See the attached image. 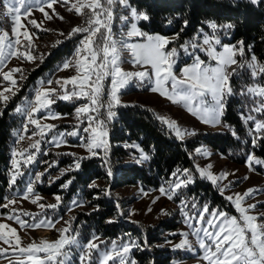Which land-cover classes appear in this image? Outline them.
Instances as JSON below:
<instances>
[{
    "label": "snow or ice",
    "instance_id": "1",
    "mask_svg": "<svg viewBox=\"0 0 264 264\" xmlns=\"http://www.w3.org/2000/svg\"><path fill=\"white\" fill-rule=\"evenodd\" d=\"M248 2L255 5L264 2V0H248ZM57 3L68 6L67 10L69 12L74 11L77 15L86 17L84 26L73 27L67 37L71 38L76 34H83V38L76 47L73 59L65 61L60 68L61 71L72 68L76 74L67 78L56 79L55 83L60 86L59 89L41 88L36 90L34 101H27L24 107L16 109L17 113H25L28 123L35 125V129L39 130L38 133L33 130V136L39 134L43 138L45 129L51 131L56 127L54 124H42L35 117L36 113L48 109L51 118L57 119L59 117L50 112L51 105L57 99L71 101L85 98L87 103L75 110L78 120L82 114H86L88 121V126L83 128V132L89 135L87 142L81 146L86 147L93 155L96 154L93 149L100 147L107 149L106 137L108 133L105 121L94 117L92 113H99L100 108L105 107L103 99L105 95L104 81L109 78L111 83L106 101L107 118L109 120L116 115L113 108L121 104L120 90L125 88L130 81L139 80L143 82L148 80L151 84L149 89L151 92L159 94L172 104L182 105L190 114L196 116L203 123L215 126L221 123V117L226 107V98L233 94L230 79L232 76L237 75L238 69H250L253 79L264 77V64H261L255 55L249 61L238 62L237 55L244 56L243 41L238 42V45L222 44L217 32L219 29H232L234 25L231 23L217 25L215 22H206L212 34L203 33V30H201L203 34L202 43H197V38L194 37L191 41L181 44L180 48L191 58L192 63L181 68L180 74L177 75L174 67L177 64L178 50L175 47L171 49L167 47L174 42L173 39L143 32L137 26V23H131L126 36L127 38L140 37L142 38L140 41L129 43L126 39L117 41L113 37V8L116 4L128 9L129 16L134 21H148L150 19L145 12H138L136 8L132 7L129 0H74V2L73 0H6V11L3 15L11 17L14 27L11 36L7 31L0 30V75L3 76V80L10 81L13 87L0 91V100L7 102L10 96L15 95L14 88L17 81L13 78L12 73L22 72L19 67L4 72L2 69L5 61L11 57L23 58L28 61L36 59L31 52L34 44L32 34L21 24V10L23 9L26 15H30L32 8H37L44 14L45 18L52 19L45 8L52 9L55 13L53 5ZM85 9H87V12H85ZM56 15L59 14L56 13ZM60 19H63V17H60ZM121 20L127 22L129 17H121ZM29 22L35 27H40L35 20ZM168 23L171 24L172 20H169ZM187 25L188 21L185 20L184 26ZM22 28L23 31H21ZM181 31H183V28ZM179 35L180 33H176L175 37L178 38ZM57 43L59 44L60 41H57ZM196 50L206 53L207 60L197 55ZM124 52L128 53L130 62L141 70L128 72L121 68ZM233 65L236 67H232ZM47 83L51 85L53 81L49 80ZM68 85L72 86L71 89L67 87ZM243 94L258 97L259 99L255 101V107L252 111L264 113V85L254 84L248 86ZM157 119L175 131L177 137L184 138L185 133L180 130L176 121L164 116H157ZM248 121H254L256 133H261L264 130V121L257 120L252 115L244 118L245 123ZM225 127L231 129V126L228 125H225ZM27 129L28 124H25L24 130L27 131ZM231 130L232 135L236 136L235 130ZM252 131V129H249L250 133ZM78 134L77 131L68 133L72 136ZM187 134L194 135L195 132ZM63 135L64 133L60 134L61 137ZM19 139L24 140L25 137L20 136ZM53 139L56 140V137ZM82 139L84 138L82 137ZM257 139L259 137L253 138V145L256 144ZM40 143L41 141L37 139L30 144V148L35 151L28 153L27 156H25L27 149L19 151L14 149L12 151L10 185H14L17 177L23 175L20 170L21 163L27 166L36 161V153L40 151ZM59 143L60 141H57V146H59ZM196 152L210 155L206 149L202 148L196 149ZM79 159L84 158H78L75 164L76 169L80 167ZM141 159L146 160L148 156L142 152ZM254 160L256 164H264V160L248 155L249 167H251V162ZM210 168L211 165L208 168H200L197 165L196 170L201 177L210 180L214 185L228 175L227 173H221L216 176L209 170ZM180 171L177 170V172ZM183 173L187 174L186 179H177L168 188L162 186L159 189L161 195H166L171 200L176 189L182 186L186 187L187 184L193 181L189 169H183ZM108 174L111 175L110 169ZM42 175L43 173H38L36 180L39 181ZM176 175L177 173L174 172L173 176ZM71 182L69 180L62 187L67 188ZM95 186V184L90 185V187ZM226 187L227 185H225ZM220 191L223 194L224 188H220ZM257 191L259 190L252 188L246 190L243 194L236 193L227 196V200L234 205L236 212L239 214L238 216L218 209L209 211L208 205L205 204L197 217L200 227H194L190 223L193 217L189 216L188 212L183 211L187 205L184 201H181V211L185 217V223L193 229L191 234L195 237V245L202 250V260L206 261L207 264H264V222H261L264 221V213L252 214L257 205H244L245 199ZM33 195V183L29 182L23 193V199H28ZM55 198L57 200L56 204H39V207L42 210L57 208L61 197L56 196ZM40 199L41 197L35 196L31 202L36 204ZM15 203L16 200L11 199L6 204L0 205V207L8 208L9 205ZM72 203L75 205L76 201ZM193 207H195V204H193ZM16 211L15 208L12 209L13 213ZM22 215L32 216L33 222L29 224L28 221L21 218V215H10L7 218L15 220L20 228L49 227L54 229L55 224L58 222H53L51 219L37 220L36 216L38 214L30 212H22ZM72 219L74 220L75 217ZM58 231L60 236L55 241L42 239L38 243L33 241L26 246H21V237L17 229L7 223L0 222V241L9 246L8 248L0 247V255L7 253L9 250L17 254V258L15 260L9 259L8 264H70L72 250L76 249L79 252L80 264H93V262L95 264H109V262L111 264H136L135 260L128 261V253L132 247H138L139 245L130 243L117 245L115 241H112L111 250L100 251L99 244L95 242L98 237L95 235L86 244H82L78 238V231L75 234H70L73 232L70 221L66 222V226L58 229ZM181 235L184 239L174 247L189 251L193 250V242L188 239L189 233L185 232ZM94 253H96L95 256Z\"/></svg>",
    "mask_w": 264,
    "mask_h": 264
},
{
    "label": "rangeland",
    "instance_id": "2",
    "mask_svg": "<svg viewBox=\"0 0 264 264\" xmlns=\"http://www.w3.org/2000/svg\"><path fill=\"white\" fill-rule=\"evenodd\" d=\"M2 6H0V19L4 23L0 22V30L7 31L9 35H12V29L14 27L13 21L10 16L3 15L6 11L5 3L6 0H1ZM74 2V0H73ZM55 13L52 9L45 8V10L52 16V19L45 18L44 14L41 13L37 8H32L31 14L26 15L24 10H21V24L24 25L30 34L33 37V47L31 48L32 55L36 57L34 61H28L23 58L11 57L5 61V65L3 66V71L7 72L13 68H21L22 72H14L12 73L13 78L16 79L17 84L14 88L15 92L22 85L23 80L25 79L28 72L38 65L46 58L48 54L52 52L55 47L60 46L64 41L69 40V42H73V46L71 51L62 59L60 62L54 64V66L50 67L46 71H44L39 77L33 81L32 86V95L29 97H24L19 102L18 107H24L27 101H34L35 93L38 89H47V88H57L59 89V85L55 83V80L58 78H67L72 75H75V71L72 68L61 71L63 63L67 60H72L76 47L79 45V41L83 38V34H76L71 38L68 37V33L75 26H84L85 24V16H79L74 11L69 12L67 10L68 6L62 5L60 3L54 4ZM87 12V9H85ZM114 16L112 20V34L113 37L120 41L122 39H126L129 43H135L140 41L142 38L140 37H132L127 38L126 33L130 30L131 23H137V26L141 29V31L146 32L152 35H162L169 39H173V43L169 44L167 47L171 49L173 47L178 50V58L177 64L174 67V71L177 75L180 74V69L183 68L187 64H191L192 60L186 55L183 50L180 48L181 44L191 41L194 37L197 38V43H202L203 41V33L212 34L211 29L206 26L200 27L198 31L188 39L184 41L178 42L175 34H163L160 32H149L143 29L140 26V21H134L129 16V10L125 9L122 5L116 4L113 8ZM142 12V11H138ZM58 13L59 15H56ZM128 16L129 20L127 22L121 20V17ZM3 17V18H2ZM63 17V19H60ZM35 20L40 27L33 26L29 21ZM215 22L213 20H208L207 22ZM216 23V22H215ZM217 25H225L226 23ZM23 31V28L21 29ZM63 33V35H62ZM219 35L222 44L227 45H238L237 41H230L232 37V31L230 29H219L217 32ZM57 41H60L58 44ZM218 50L219 46H217ZM23 50V49H22ZM197 55H199L202 59L207 60L206 53L200 50H196ZM241 57L237 55V60L239 63H243L245 61L251 60V57ZM121 68L128 72H135L141 70L138 66L133 65L129 60V55L127 52L122 54V63ZM232 67H236L233 65ZM247 68L238 69L237 75H240ZM248 76L250 77V69H248ZM23 76V78H21ZM252 77V76H251ZM49 80L53 81V84L49 85L47 82ZM110 78L104 81V101L105 107L100 108L99 113H92L94 117H98L100 120L105 121V127L107 133L111 130L113 126V120L116 115L112 119L107 118V107L106 101L108 99L107 92L110 87ZM254 84H259L258 82L252 81L248 86H253ZM150 82L145 80L143 82L139 80L130 81L129 84L120 90L119 97L121 100V104L117 105L113 108V111H116L121 105L133 104L137 103L144 107L150 108L156 116H164L170 120H174L177 122L178 127L182 132L185 133L183 139L192 138L194 136H198L204 134L209 131H215L220 129H225V125L222 123L212 126L210 124L203 123L196 116L190 114L182 105H176L169 102L166 98L161 97L157 93L151 92ZM13 87L10 81L3 80V76L0 75V91L5 88ZM71 89V85L67 86ZM246 87V89H247ZM246 92V90H245ZM8 94V93H6ZM229 97V96H228ZM247 98L249 100H254V103L251 104V108H247L245 112H242V117L245 118L248 115L254 116L258 120L264 121V118L259 119L255 115V111L252 109L255 107V101L259 99L258 97L253 98L251 94H247ZM65 102V103H73L74 109L70 112H63L58 109L55 105L57 102ZM87 103L85 98H81L79 100H71L65 101L61 99H57L54 104L50 107V112L52 114H56L59 118L52 119L48 109H44L39 113L35 114V117L40 120L42 124H54L56 127L51 131L45 129V135L43 138L39 136V134L33 136V130H36L37 133L39 130L35 129V125H31L28 123L27 115L25 113H19L22 118L21 123L18 127H16L14 131L15 141L12 147V151L15 149L17 151L21 149H27L25 152V156L28 153L34 152L35 150L30 148V144L34 143L35 140L39 139L40 143V151L36 153V161L30 165H23L21 163V172L23 175L17 177L19 182L15 183L12 186V189L9 195L6 197L2 204H6L8 200L14 199L16 203L13 205H9L6 209V212L0 214V222L7 223L12 227L17 229L18 234L21 237V246H26L28 243L33 241L39 242L42 239H47L49 241H55L59 238L60 233L58 229H61L66 226V222H71V228L73 232L70 234H75L78 231L76 228L75 219L72 218L76 216L77 212L80 210H91L95 206L90 205L89 200L83 196L79 195H71L66 198L65 193L67 192V188L62 187V185L66 184L71 178H66V173L76 169L75 164L78 161V158L84 156H92L93 154L88 151L86 147L81 146L87 142L88 133L83 132V128L88 126V121L86 119V114H82L80 119L76 118V108L81 107L83 104ZM5 102L0 100V106L4 105ZM116 113V112H115ZM249 122V121H248ZM28 124L27 131L24 130V125ZM166 125V124H165ZM167 126V125H166ZM168 127V126H167ZM169 128V127H168ZM253 128L255 129V123H253ZM170 129V128H169ZM252 129V127H249ZM175 135V131L170 129ZM253 130V129H252ZM77 131L79 134L77 136L68 135V133ZM189 132H195L194 135H188ZM64 133L61 137L60 134ZM254 130L251 132V135H254ZM24 136V140H20L19 137ZM177 136V135H176ZM56 137V140L53 138ZM82 137L84 139H82ZM30 138V139H29ZM108 141V135L106 137ZM57 141H60L59 146H57ZM134 151L132 152L133 156H129L127 160L141 162V149L137 145H131ZM202 148L206 149L210 155H204L201 153H197L196 149ZM96 153L95 155L104 156L106 149L104 147L93 149ZM253 155L256 159L264 160L253 153H248L243 162H237L232 159L229 155L219 151L214 148L212 145L205 141H199L197 145L194 147L193 151V159H194V167L196 170L197 165L200 168H208L214 175L219 176L221 173H227L228 175L219 180L217 184H213L210 180L201 177L199 172L196 170L197 174L208 181H210L214 187L221 193L220 188H224L223 196L227 198L229 195H234L236 193L243 194L248 189H258L256 193L246 198L244 201V205L256 204L257 207L253 210L252 214H260L264 213V164H256L255 160L251 162V167L248 166L247 156ZM68 157L69 159L65 161L63 164H59V158ZM19 158V157H18ZM80 161V159H79ZM67 170V171H66ZM12 166L10 170L11 176ZM63 172V174H61ZM38 173H43L40 177L39 181L36 180V175ZM176 176L170 177L167 181L161 183L158 187L145 188L141 185H125L116 189V193L123 199L125 202V211L127 213V219L132 223L138 224L140 227L147 226H160V234L161 239L155 241L157 247L168 248L172 253V257L169 260V264H207L206 261L202 260L203 252L199 249L197 245H195V237L191 234L193 229L189 228L188 224L185 223V217L181 211V201H184L187 205L183 211L188 212L189 216L193 217L190 220V223L194 225V227H200V223L197 220L198 214L202 211L203 206L205 204L208 205L207 201H200L199 197L190 196L186 193V187L182 186L179 189H176L173 199L169 200L166 195H161L159 189L163 186L165 188L170 187L174 181L177 179H186L187 174L183 173V170L177 172ZM193 181L195 178L194 171H190ZM247 177V179H245ZM56 180H62V182L58 185L61 191L46 193L42 192L37 188V185H49ZM29 182L33 183L34 187V195L30 196L28 199H23V193L27 188ZM92 183L99 185L100 187H105V192H107L108 184L104 181L95 180ZM189 183V184H191ZM188 185V184H187ZM225 185L227 187L225 188ZM64 195V196H63ZM35 196L41 197L38 203L33 204L31 201ZM56 196L61 197V201L58 204V207L55 209L45 208L41 209L39 204H56ZM157 197H159L157 199ZM76 201L74 205L72 202ZM231 203V202H230ZM195 204V207H193ZM15 208L17 211L15 213L12 212V209ZM149 209H151L149 211ZM213 209H218L225 211L231 215H239L236 212L234 205L231 204V208H218V207H209V211ZM163 210V211H162ZM22 212H30L33 214H38L36 216L37 220L40 219H51L53 222H57L55 224V228L49 227H40V228H20V226L13 219H8L7 217L10 215H21V218L28 221L29 224L33 222L32 216H23ZM207 215V214H206ZM161 222H167L166 225H161ZM264 222V221H261ZM171 223V224H170ZM144 231V230H142ZM189 233L188 239L193 242L194 249L189 251L186 249H177L174 246L179 244L184 237L181 233ZM144 233V232H143ZM94 235V234H93ZM93 235L90 239H92ZM98 237V240L95 241L99 244L100 251L111 250V242L115 241L117 245L122 243H130L139 245V249L145 248L148 249V244H143L142 242H138L136 239L132 240H124V239H115L110 242H105L104 238L98 234H95ZM145 237V236H144ZM79 238V237H78ZM89 239V240H90ZM82 244H86L88 240L83 241L79 238ZM105 246V247H104ZM0 247L8 248V245L3 244V241H0ZM136 247V248H138ZM94 256L96 253L93 254ZM76 257L79 260V252L76 249L72 250V257ZM17 258V254H14L11 250L3 255H0V264H8L9 259L15 260ZM135 260L136 264H138V260L135 256L130 255L128 253V261ZM111 264V262H109Z\"/></svg>",
    "mask_w": 264,
    "mask_h": 264
},
{
    "label": "trees",
    "instance_id": "3",
    "mask_svg": "<svg viewBox=\"0 0 264 264\" xmlns=\"http://www.w3.org/2000/svg\"><path fill=\"white\" fill-rule=\"evenodd\" d=\"M129 4L149 16L148 21L141 20L139 23L143 29L163 34L180 33L176 38L178 42L193 36L200 27L206 26L208 20L218 24L231 23L234 27L230 29L232 31L230 41H243V57L255 55L257 60L264 64V2L254 5L248 0H129ZM0 6H2L1 0ZM169 20H172L171 24L168 23ZM185 20L188 21L186 27ZM0 22L3 23L1 19ZM73 44L66 40L55 47L40 65L28 72L15 95L10 96V99L0 106L2 113L0 114V205H3L13 186L9 182L12 147L15 141L14 131L22 120L16 112L17 106L21 99L32 95L33 81L55 63L60 62L71 51ZM248 73V69H245L240 75L231 77L233 94L226 98V107L222 116V123L231 126L236 136L232 135L229 127H226L192 138L180 139L157 119L148 107L133 103L116 108V117L108 134L104 156L81 157L84 159H80L79 169H74L65 175L66 178H71L72 182L63 196L68 198L71 195L82 194L89 200L90 205L95 206L91 210L77 212L75 222L79 238L86 241L93 234H98L104 238L103 243L115 239H136L138 242L148 244V249L131 248L130 255L137 258L138 264H169L172 257L170 249L157 247L155 244L156 240L162 238L159 235L160 226L144 228L129 221L124 209L125 202L115 191L119 187L134 184L145 188L158 187L178 169H189L195 173L194 182L186 187L188 195L199 197L200 201H207L209 207L230 209L231 203L227 198L219 193L210 181L197 174L193 151L197 143L202 140L237 162H243L248 153L264 159V130L256 133L253 128L254 121L245 123L242 117V112L247 108L250 109L251 104L254 103V100H249L250 98L243 94L247 85L252 81L264 85V77L253 79ZM55 105L59 110L67 113H70L75 106L73 103L61 101ZM255 115L259 119L264 118V113L256 112ZM249 127L254 130V135L249 132ZM255 137L259 139L253 145L252 141ZM133 144L140 147L141 152L147 155L148 159H142L141 162L127 160L129 156H133L134 149L131 146ZM68 159L65 156L59 158V164L65 163ZM109 169L111 175L108 174ZM95 180L106 182L107 192L104 190L105 187L92 183ZM16 182L18 183L19 179ZM61 182L62 180H56L49 185H37V188L46 193L59 192L61 190L58 185ZM92 184L96 186L90 187ZM6 209L0 207V214L5 213ZM166 223L160 224L167 226ZM70 264H80V262L73 256Z\"/></svg>",
    "mask_w": 264,
    "mask_h": 264
}]
</instances>
